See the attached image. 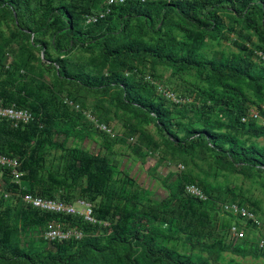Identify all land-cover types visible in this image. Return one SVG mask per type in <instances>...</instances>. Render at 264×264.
Returning a JSON list of instances; mask_svg holds the SVG:
<instances>
[{"label": "trees", "instance_id": "16d2710c", "mask_svg": "<svg viewBox=\"0 0 264 264\" xmlns=\"http://www.w3.org/2000/svg\"><path fill=\"white\" fill-rule=\"evenodd\" d=\"M229 42L235 52L220 49ZM0 102L33 115L19 127L0 120V155L23 174L3 177L13 198L0 204V264L264 260L258 225L223 211L238 204L262 223L259 202L221 181L264 180V127L243 122L253 109L264 115V0H0ZM85 111L107 125L123 119V136L99 132ZM94 136L98 154L79 145ZM117 145L143 164L157 156L155 167L184 168L160 178L166 198L122 169ZM19 194L88 202L101 224L40 212ZM54 222L83 238L31 237Z\"/></svg>", "mask_w": 264, "mask_h": 264}, {"label": "built area", "instance_id": "2783aa9c", "mask_svg": "<svg viewBox=\"0 0 264 264\" xmlns=\"http://www.w3.org/2000/svg\"><path fill=\"white\" fill-rule=\"evenodd\" d=\"M128 0H107V6L111 7L114 5H123ZM146 2V0H142ZM168 2L177 1V0H167ZM193 1V0H192ZM110 9L107 10L109 12ZM105 13L100 14V18H103ZM99 16H91L87 18V23H94L98 20ZM168 97L174 98L173 95L167 94ZM70 106L74 107L77 111L81 110L80 106L74 104L73 102H68ZM84 115L88 121L93 124L96 130L101 133L107 134L113 138L116 137L112 128L99 121L91 112L85 111ZM253 119L257 121L261 126L264 127V115L261 111L257 109L251 110L248 116L243 118V122ZM0 120H6L13 124L14 127H19L21 125L29 124L33 120V115L30 111L26 109H19L16 107H5L0 102ZM19 160L16 158H11L6 155H0V204L3 201H9L13 198L11 192L4 190V181L3 177L6 172H9L11 177L15 180L21 179L23 174L19 171ZM180 167V166H179ZM181 169H184L181 167ZM186 193L190 196L197 197L201 200H206L207 196L204 192L196 185H189L186 188ZM22 199V202L33 209H36L40 212L58 214L64 216H79L85 220V222L96 225L101 224L94 215V207L92 204L85 201H77L76 203H67L63 201L45 199L40 196L33 194H23L18 195ZM223 211L225 213L233 214L238 218L241 217L246 221H252L262 228V223L258 220L257 216L246 207H241L238 204H226L223 206ZM105 226H108V223H104ZM232 236L235 238L243 237L242 232H238L237 227H233L231 230ZM44 238L48 242H59L63 243L72 239L81 240L83 238V233L73 227H66L63 223H51L48 225V228L44 231ZM261 247H264V241L261 242Z\"/></svg>", "mask_w": 264, "mask_h": 264}, {"label": "rangeland", "instance_id": "374dc122", "mask_svg": "<svg viewBox=\"0 0 264 264\" xmlns=\"http://www.w3.org/2000/svg\"><path fill=\"white\" fill-rule=\"evenodd\" d=\"M227 52H235V49L231 46V43H224L222 48ZM11 57L6 58V63L10 64ZM95 101L93 99L89 100V104H93ZM116 137H122L123 133L125 132L124 121H114L109 125ZM149 131L156 136V139L159 137L156 135V130L153 126H150ZM60 141L63 140V137L58 138ZM134 142V141H133ZM262 145H264V139L259 141ZM81 147L90 150L91 152L98 154L101 151V138L99 136H94L93 138L87 139L86 141L79 144ZM117 156L116 158L119 159L122 163V169L126 170L130 173L131 176L136 178V180L145 188H149L154 192L155 199L163 200L167 197V192L161 187L159 180L161 177L168 175L170 170L179 171L181 166L176 167H165L164 165H157L159 157L151 158L143 164L141 161L136 160L135 157L132 155L131 150L125 145H117L116 149ZM222 182L229 183L231 186L236 187L243 191V193L248 197L250 200L257 201L260 204V214L259 218L262 221V228L259 232H256L257 237H260L264 234V180L262 181H255V180H245L240 174H228L227 179L222 178ZM244 233L247 230L243 228ZM43 233H35L31 237L38 238V236H43ZM261 241H264L262 238ZM238 264H264V260H254L251 258L248 259H241V258H233Z\"/></svg>", "mask_w": 264, "mask_h": 264}]
</instances>
